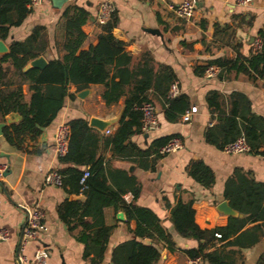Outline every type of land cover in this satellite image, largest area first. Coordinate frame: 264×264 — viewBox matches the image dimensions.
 <instances>
[{"label":"trees","instance_id":"obj_1","mask_svg":"<svg viewBox=\"0 0 264 264\" xmlns=\"http://www.w3.org/2000/svg\"><path fill=\"white\" fill-rule=\"evenodd\" d=\"M30 0H0V40H4L9 26L18 25L30 11ZM88 12L79 6L68 5L59 20L61 54L50 59L42 68L23 67L42 55L47 46L43 26H35L22 41H14L8 51L0 55V121L15 112L19 119L5 124L2 135L17 149H23L26 138L35 139L48 126L63 106L69 83L76 90L90 84L103 86L102 98L106 104L116 102L121 85L133 79V86L124 98L123 110L116 130L103 134L91 127L83 118H73L69 126L67 151L58 156L61 166L59 187L69 195H82L83 199H65L56 207L58 218L64 223L73 222L81 229L76 238L84 243V257L90 255L92 263L102 261L112 226L104 223L103 209H120L126 223L135 221L129 228L132 237L115 245L111 251V264H155L160 256L157 243L169 250L175 249L170 233L149 208L134 204L140 183L124 169L114 168L104 161L101 149L110 147L114 154L138 159L139 165L154 170L156 160L163 156L160 149L172 138L169 134L154 138L147 148H139L130 141L132 135L142 132V113L137 106L149 102L146 91L153 88L162 98L163 117L177 122L191 107L184 93L169 96V87L176 81L172 69L164 64L154 69L152 56L143 52V62L137 69H130L131 55L123 41L116 40L112 30L114 16L99 24L97 43L82 49L85 33L81 26L88 20ZM228 23L214 26L213 35L226 41L234 37ZM257 47L247 55L240 52L241 42L232 45L233 57L225 55L209 59L205 65L195 67V73L204 75L210 67L218 69V79H228L231 74H242L251 81H264V25L256 33ZM205 101L214 123L204 131L207 143L223 150L242 136L249 146V153L264 155V118L250 110L246 95L233 91L227 96L217 90L206 92ZM226 104L227 108H225ZM149 156L151 159L149 160ZM88 176L80 183L84 172ZM188 176L204 188L214 183V173L200 159H192L185 166ZM110 179V180H109ZM130 192L131 201L123 199ZM223 197L242 216H229L223 227L202 229L194 221L193 199H176L169 211L174 230L182 237L193 239L197 245L184 249L188 258L199 257L208 264H241L240 249L251 247L264 236V182L254 180L250 173L236 168L225 181ZM248 223H254L245 227ZM219 233L220 237H216ZM138 238H148L143 243ZM220 241L219 247H214ZM213 247V248H212ZM238 261V262H237ZM254 264H264L261 253Z\"/></svg>","mask_w":264,"mask_h":264},{"label":"crops","instance_id":"obj_2","mask_svg":"<svg viewBox=\"0 0 264 264\" xmlns=\"http://www.w3.org/2000/svg\"><path fill=\"white\" fill-rule=\"evenodd\" d=\"M180 1L62 0L60 7H55L52 0H41L31 7L20 24L9 26L7 36L2 40L8 51L12 42L25 39L33 27L43 26L47 46L42 56L47 61L58 58L61 54L57 45L61 39L59 20L68 5H76L89 14L88 20L81 26L85 33L81 48L86 49L97 43L100 32L98 14L101 5L108 2L113 7L112 33L116 40L126 44V50L131 55L130 69L135 70L140 66L145 51L151 54L154 69L160 64L172 69L179 93L186 94L191 107L196 108L190 120L166 121L162 113V98L150 88L146 96L155 107L158 127L134 134L130 141L144 149L154 138L177 134L181 138L182 148L158 158L154 170L141 167L138 159L114 154L109 146L101 149L104 161L114 168L126 170L140 183L134 204L152 210L174 241L173 250L161 243L156 244L160 256L155 264H187L189 258L183 250L197 245L195 240L184 238L174 230L169 211L176 199H193L194 221L200 228L223 227L229 216L219 211L217 206L226 200L223 197L224 183L233 171L239 168L250 173L254 180L264 182L262 156L249 152L229 154L204 139L205 129L214 123L205 101L207 91L217 90L224 96L233 91L242 92L250 101V110L264 118V81L257 79L253 82L242 74L233 73L230 78L220 80L216 75L218 69H214L211 75L195 73V67L205 65L209 59L222 55L233 57L232 45L236 42H241L239 50L244 55L255 48L256 33L264 25V0H252L245 5L237 0H195L196 7L191 18L177 17L166 6L167 3ZM225 23L229 24V30H234V37L229 41L226 38L216 39L213 35L214 26ZM145 27L158 29L161 36L146 32ZM251 37L254 40L249 43ZM131 45L134 50L128 49ZM3 53L0 52V55ZM132 86L133 79L121 85L117 101L106 104L101 95L102 85L90 84L76 90L75 85L69 83L67 91L72 96H65L55 118L35 139H25L22 150L10 145L1 132L0 165L6 166V172L0 179V228L7 232V238L0 240V264H109L113 247L132 237L129 228L135 226V221L126 223L125 214L120 209L105 207L104 223L112 228L102 261L92 263V255L84 257V243L76 238L81 227H73V222H62L56 212L57 205L71 199L72 195L62 187L44 183L45 175L61 166L53 142L56 125L73 118L87 121L92 116L117 118L106 130H99L105 135L113 133L118 126L124 98ZM82 91L85 93L79 95ZM224 106L227 108L226 104ZM0 122H5V118ZM192 159L202 160L213 171L214 183L211 187L204 188L187 175L185 166ZM123 199L131 201V193L126 192ZM25 207H38L43 216L37 236L22 246L20 240L26 219ZM253 224L248 223L245 227ZM138 240L151 243L148 238ZM220 244V241H216L214 247ZM38 248H43L47 254L42 262L34 259ZM261 253H264V236L253 246L240 249L241 264H254ZM201 264L208 263L201 260Z\"/></svg>","mask_w":264,"mask_h":264},{"label":"built area","instance_id":"obj_3","mask_svg":"<svg viewBox=\"0 0 264 264\" xmlns=\"http://www.w3.org/2000/svg\"><path fill=\"white\" fill-rule=\"evenodd\" d=\"M41 0H30V7L38 4ZM239 4L245 5L252 0H237ZM167 8L173 12L177 17L180 18H191L194 14V10L196 7L195 0H181L178 3H167ZM113 11V7L108 2L103 3L100 7V11L98 14V21L100 23L104 22L109 18L110 14ZM257 42L256 46L257 47ZM216 69L215 67H210L206 70L207 75H211L212 71ZM179 93V89L176 82H173L168 91L169 96H175ZM142 113V130L143 131H152L158 127V120L156 117V111L153 104L150 102H142L137 106ZM195 106L190 107L182 114V121H188L191 118V114L195 111ZM68 134H69V126L67 123H59L56 125L54 134H53V142L56 154L58 156H63L67 151V143H68ZM182 148V141L180 137H172L161 149L160 153L168 154L172 152H176ZM224 152L229 154H238V153H248L249 146L246 144L244 138L240 136L235 141L227 144L224 149ZM264 158V155L262 156ZM6 172V166L0 165V179L4 176ZM88 176V171L84 170L80 183L84 182L85 177ZM44 183L49 185L60 184V175L56 172V170L49 171L44 177ZM25 224L22 229V235L20 244L23 246L25 242L29 239H33L37 236V232L41 227V219L43 216V212L38 207H25ZM216 237H220L219 233H215ZM7 238V232L0 228V240H5ZM46 251L43 248H38L34 253V259L37 262H42L46 257ZM23 260V257H20ZM111 264V263H109ZM187 264H201V259L199 257L189 258Z\"/></svg>","mask_w":264,"mask_h":264},{"label":"water","instance_id":"obj_4","mask_svg":"<svg viewBox=\"0 0 264 264\" xmlns=\"http://www.w3.org/2000/svg\"><path fill=\"white\" fill-rule=\"evenodd\" d=\"M53 1V4L55 7H60V3L62 2V0H52ZM146 32H149L151 34H157L159 36H161V33L158 29H155V28H143ZM254 40L253 37L250 38L249 40V43H252ZM129 50H134L133 46H129L128 47ZM0 52H4L6 53L7 50H6V46L4 45L3 41L0 40ZM47 63V60L42 56H38L32 60H30L24 67H23V70H28L29 68H32V67H37V68H42L46 65ZM85 91H82L79 93V95H82L84 94ZM19 119V116L17 113L15 112H11L9 114H7L5 116V122L7 124H10L16 120ZM117 121V118H108V119H102V118H98V117H90L89 120H88V124L91 126V127H94L100 131H104L107 129L108 126H110L112 123L116 122ZM5 122H0V134L2 132V127L6 124ZM131 169V168H130ZM71 199H83V196L82 195H72L71 196ZM217 209L219 211H221L222 213L228 215V216H242V214H240L239 212H237L235 209H233L227 200H224L222 202H220L217 206Z\"/></svg>","mask_w":264,"mask_h":264}]
</instances>
